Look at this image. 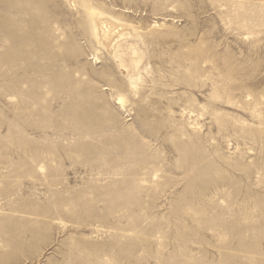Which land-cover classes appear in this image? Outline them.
Masks as SVG:
<instances>
[{"label":"rangeland","instance_id":"rangeland-1","mask_svg":"<svg viewBox=\"0 0 264 264\" xmlns=\"http://www.w3.org/2000/svg\"><path fill=\"white\" fill-rule=\"evenodd\" d=\"M0 264H264V0H0Z\"/></svg>","mask_w":264,"mask_h":264},{"label":"bare ground","instance_id":"bare-ground-1","mask_svg":"<svg viewBox=\"0 0 264 264\" xmlns=\"http://www.w3.org/2000/svg\"><path fill=\"white\" fill-rule=\"evenodd\" d=\"M88 16L91 34L102 46L110 50V56L122 70L123 74L125 72L127 73L130 68L137 69L141 59V55L137 49L133 46L129 47V61L127 62L125 59L126 54H122L121 52L122 46L119 44V41H121L120 38L123 37V25L111 19L109 16L104 17L103 14L96 12L95 10H89ZM127 29L128 28L126 27V31ZM96 44L98 45V43ZM132 89L134 88L132 87ZM118 103L123 105L125 101L123 98H119Z\"/></svg>","mask_w":264,"mask_h":264}]
</instances>
